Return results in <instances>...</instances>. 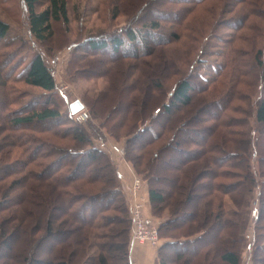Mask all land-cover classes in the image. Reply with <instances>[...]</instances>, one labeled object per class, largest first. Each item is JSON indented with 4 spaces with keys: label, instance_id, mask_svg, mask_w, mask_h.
I'll use <instances>...</instances> for the list:
<instances>
[{
    "label": "rangeland",
    "instance_id": "374dc122",
    "mask_svg": "<svg viewBox=\"0 0 264 264\" xmlns=\"http://www.w3.org/2000/svg\"><path fill=\"white\" fill-rule=\"evenodd\" d=\"M197 2L196 0H68L69 22L65 24L63 21H54L51 40L40 42L30 32L28 10L24 0H0V19L10 26L7 37L0 39V172H2L0 197L9 194L6 204L0 210V264H27L26 258L30 255V251L34 253L33 255L44 258L55 253L57 255L68 245L78 244L82 234L87 231V227L82 228L67 215L66 208L65 211L54 210L58 205H65L66 199H62L65 184L59 181V176L63 172L50 173L49 168L44 164L51 161L49 165L56 163L57 166L61 165L64 159L61 160V156L54 151L49 154V147L54 142L68 149L67 146L71 145L70 137L65 135L61 137L62 132L56 130V127L48 130L49 125L55 126L56 122L47 123L46 128V124L42 127V124L21 127L11 125V118L41 106L40 100L52 99L48 104L59 106L63 112H68L69 106L74 101H82L84 108L76 114H71L72 120L74 122L78 120V123L89 131L95 143L112 155L115 161L114 167L122 176L119 184L130 210L133 203L134 175L142 179L143 184L139 191L140 196L144 197V213L147 218L146 211H148L150 219L165 218L170 215V210L164 208L158 214L161 216L159 218L152 216L149 182L142 172L149 165L151 167L153 163L156 164V161L152 160L153 153L166 143L164 142L166 136L174 135L175 131L171 132L173 129L186 121V124L178 130V137L184 148L190 150L198 146L196 143L199 145L201 143L204 145L208 141L215 143L211 141L222 138L225 139L226 147H237V141L233 143L230 140V137L236 139L235 135L230 136L225 132L229 128L224 125V121L232 124L231 130L245 129L250 132L257 126L254 112L259 97L264 96V87L261 89L264 85V68L260 80L255 55L259 41L264 45V37L259 34L260 25L256 22L261 23V28L264 30V0ZM231 2L235 3L234 8L230 6ZM47 4L48 0H40L37 10H44ZM116 7L119 9L114 10ZM116 11L120 13L119 16H114ZM247 11L250 16L246 17L242 28H239L241 24L237 16ZM156 18H159L160 28L155 32L156 34L153 32V36H149L148 46L144 41H139L138 46L126 44L117 51L112 47L109 39H106L108 44L106 48L100 50L91 49L87 44L89 36L100 33L110 35L116 29L124 27L130 20H136L139 26L145 27L142 24ZM202 47L208 49L209 54L202 56L207 63L216 61L218 64L226 62L227 65L217 81L210 83L209 87L203 84L204 89H207L205 92H202L201 87H196L191 105L175 109L173 117L170 118L172 123L165 128L161 124L163 118H157L158 108L167 98V92L174 88L181 77L191 71V65L200 55L199 51ZM38 53L43 55L54 74L56 81L54 92L48 93L34 88L23 80L26 67ZM230 86L236 88L237 94L232 100V106H229L224 117L219 119L221 109L216 107L204 109L206 106L203 99L207 97L208 104L215 96L228 92ZM196 114L201 116V120L193 119ZM106 116L110 117L107 122L111 127L110 132L101 125ZM144 116L147 118L144 119ZM152 117L156 130L164 131V141L154 140L148 133L145 137L152 138L154 140L152 144L139 146L140 140L135 142L131 140L127 147L128 133L138 131L144 122L146 124L148 121L147 123L152 125L149 121ZM239 122L243 123V126H237ZM66 123L68 124L65 126H68L72 122ZM209 125L212 128L211 133L202 129ZM239 143L241 141H238ZM114 146L123 149V154L117 152ZM128 150H131L128 157H134L137 160L136 164L126 157ZM170 155L172 159L175 158L174 155L178 158L182 157L173 152ZM206 156L200 158L198 156L194 162L191 160L188 171L192 169L199 171L208 164L213 172L220 170L214 169L213 163L209 162ZM161 157L163 152H160ZM19 159L27 161L26 167L24 165L21 169ZM257 159V155L252 159L256 170H258ZM184 167L174 162L157 172L158 177L179 179L177 183H180V187L176 193L179 198L188 192L186 187L188 182L184 175L183 177L180 175L184 172ZM124 169L131 173L130 181L123 173ZM90 173L89 170V176ZM218 173H220L219 177H214L213 174H204L200 177L196 183L197 199H194L190 205L182 206L185 207L184 210L187 209L184 211L188 216L186 227L168 234L163 230L159 233V236H162L159 244H163L169 238L184 237L182 234L185 228L186 230L191 226L194 228L204 218L205 211L208 212L211 206L216 209L221 203V210L225 211L224 215L229 219V223L226 228L220 227L219 233L221 232L225 239L228 234L243 231L244 241L240 245L243 253L240 264H253L252 241L259 203L258 189L249 194L248 189L243 187L231 190L225 195L215 190L212 182L229 184L237 178L223 176L222 170ZM173 180L164 178L160 184L166 192L167 203L175 201L177 197L174 195ZM87 181L89 179L85 177L72 181L70 185H85L87 190L93 191L101 186V182L90 181L91 183L87 184ZM199 183H203L204 188L199 187ZM65 188L70 186L65 185ZM101 202L104 201H94V208L100 207ZM233 210H237L238 214L232 215L230 211ZM107 213L113 214V212ZM130 214L132 219V212ZM179 214H182V211ZM65 220L68 223L63 225ZM178 223H182V220H178ZM260 223L261 227L258 228L257 235L262 238L264 218ZM50 224L56 236L49 238L47 233ZM216 228L213 230L210 228L209 232L216 235L219 230L218 227ZM132 230L133 227L131 234ZM224 245L221 239H208L205 244L200 245L202 247L197 256L192 257L191 264L196 262L225 264L220 258ZM163 253L168 254L172 259L176 254L171 247L165 248ZM113 261L119 264L122 260ZM182 262L186 264L185 260ZM157 264H160L158 260ZM167 264L175 263L171 261Z\"/></svg>",
    "mask_w": 264,
    "mask_h": 264
},
{
    "label": "trees",
    "instance_id": "16d2710c",
    "mask_svg": "<svg viewBox=\"0 0 264 264\" xmlns=\"http://www.w3.org/2000/svg\"><path fill=\"white\" fill-rule=\"evenodd\" d=\"M201 1L202 0H196L197 3ZM24 2L28 10L30 32L40 42H47L51 40V37L53 35L52 23L54 21H63L65 24L69 22L68 0H48L47 7L42 11L37 10V5L40 0H24ZM233 4L235 3H230V6L232 8H234L235 6ZM116 9H119V7H116L114 10ZM248 13L249 11L237 16L241 24L239 28H242L241 26L245 23L246 17L250 16V14ZM119 14L120 13L116 11L114 13V16H119ZM255 14L257 15L258 12ZM158 19L159 18H156L149 21V23L142 24L145 27L139 26L136 20H130L124 25V27L116 29L110 35L100 33L89 36L87 39V44H89L91 49L100 50L106 48V46L108 45L106 39H109L110 43L113 45L112 47L117 51L121 50L126 44L138 46L137 43L139 41H144L145 45L148 46L150 44L149 36H153V32L155 33L160 28V21ZM256 23L257 25H260V28L258 27L259 34L264 37V30L261 28L262 24L259 22ZM9 28V23L0 19V39L7 37ZM262 44L263 43L259 41V43L257 44L258 46L255 55V63L257 66L259 77L262 73V69L264 68V45ZM199 53L200 55L198 56L194 64L191 65V71H188L189 73H187L184 77H181L175 84L174 88L171 91L167 92V98L162 103V106L158 108L157 112L159 114L157 118H163L161 124L165 128H167V126L172 123L170 121V118L173 117L175 109L181 107H189L191 105V103L193 102V94L194 90H196V87H201L202 92H205L207 89H204L205 87L203 84H207L206 86L209 87L210 83L217 81L223 69L225 68V65H227L226 62L224 64H218L216 63V61L207 63L205 59H203L204 57H202L204 54H209L208 49L206 48L202 47ZM133 55L138 56V54ZM261 78L262 77H260V80H262ZM23 80L27 85L41 89L48 93L54 92V90L56 89L54 74L50 67L47 65L45 59L43 58V55L40 53L36 54L31 59L30 63L25 69V76ZM262 82L263 81H261V84ZM263 87L264 85L261 86V89ZM229 89L230 90L228 92L221 94L220 96H215V98H213V100H211V102H209L208 104L206 102L209 101L208 98H202L204 100V106H206L204 107V109L212 107L219 108L221 109V116L219 119L224 117L229 106H232V100L235 99L237 94L236 88L230 86ZM51 100L52 99L49 98L40 100L41 106L31 109L30 111L25 112V114H20L11 118L10 122L13 127L30 126L33 124H42V127L44 126V124H46L45 128L48 126L47 123L56 122L57 124L55 126L49 125L48 130L56 127V130H60L62 132L61 137L64 135L70 137L71 145H66L68 149H65L64 145H59L54 142H52L53 144H51L49 147V154L51 153V151H54L61 156V160L64 159V161L61 162V165L59 164L57 166V163L49 165L51 161L50 163L47 162L48 164H44L47 168H49L50 173L59 174L62 171L63 173H61V175L59 176V181H61L60 183L70 186V188L66 189L64 185V188L62 190V199H66L64 200L65 205H58L54 210L59 209L65 211L66 208L67 215L70 216L72 220L78 222L82 228L84 227L85 229V227H87V231L82 234L78 244L68 245L66 249L63 250V252L57 255L55 253L54 255L44 258L33 255L34 253L30 251V255L26 258L27 264H117L116 261L114 263L113 260H122L121 263L119 262V264H133L130 253L132 229V219L130 214L131 210L125 203L126 198L119 184L120 179L122 180V176L120 175L118 169L114 167L115 161L113 157L107 150L100 148L99 145L95 143L94 138L91 136L89 131L83 125H81V123H78V120H76L75 122L72 120L73 118L71 114L73 113L70 106L68 112H63L59 106L51 105L52 103L48 104ZM143 102L146 103L145 101ZM58 105L62 104L58 103ZM200 113L202 112L200 111ZM254 116L257 126L255 128H252L250 132L245 131V129L231 130L230 126H232V124H227L228 121H224V125L229 128L227 131H225L226 133L228 132L227 135H235L236 139L230 137V140L233 143H235V140L237 141V147L233 148L226 147L224 143L225 139L223 138L218 141H211L215 143H209V141L206 144L204 143V145L202 143L201 145L196 143L198 146L190 150L184 148L181 139L178 137V130L182 128L181 126H184L186 124V121L180 123V126L175 130L171 129V132L175 131L174 135L166 136V139L164 138L165 141L163 139L164 131L156 130V127L153 125L154 117L150 118L149 120L152 122V125H149L147 121L146 124L144 122V124L138 129V131H132V133H128L129 135H127V147L128 143L131 140L134 142L140 140L139 146H143L144 144L145 146L148 144H152L154 140L159 139H163V141L167 143L162 144V146L158 147L157 150L153 153L152 160H155L156 164L153 163V166L151 167L149 165L148 168L142 172L144 174V178H147L149 182V199L152 203V209L154 211H152V216L155 218H159L161 216H159L158 214L162 212L164 208H169L170 210V215L162 219L160 218V222L159 224H157L159 233L163 232V230H166L165 233L167 232L168 234V232L176 231L179 229L181 230L183 227H186L188 216L184 214V211H186L187 209L184 210L185 207L182 206L190 205L191 203H193L194 199H197L198 193H196V191L198 190V185H196V183L198 182L200 177H202V175L213 174L214 177H217L220 174L218 173V171L222 170L221 174L223 176L234 177L237 179L233 183L229 184L226 182L216 183V181H213L212 185L215 190L223 192L226 195L231 190H238L239 188L242 189L243 187H246L248 189L249 194L253 193L255 189H258L257 196L259 203L256 211V224L254 227V236L252 241V259L253 264H264V243H262L264 233L261 235L262 238H259L257 235V230L259 227H261L260 222L262 221V218H264L263 95L258 99ZM104 118L105 121H103L101 125L103 127H106L110 132L111 127L107 124V122H109L110 120V117L106 116ZM143 118L146 119L147 116H144ZM193 119L201 120V116L196 114L193 116ZM69 121L72 122L71 125H68L69 127L65 126L66 124H68L66 122ZM233 123H235L234 120ZM242 124L243 123L239 122L236 125L243 126ZM202 129L204 131H207L208 133H211L212 128L209 125ZM148 133L151 134L154 140L152 138L148 139V137H145V135H147ZM111 135L114 136V134ZM46 138L44 140H47ZM19 139L22 140L21 138ZM238 141H241V143L238 144ZM46 142V144L49 143L48 140ZM81 145L83 146L81 147ZM160 152H163V157L161 158ZM168 152H170L171 154L172 152L173 154L178 153L179 156L182 157L178 158L176 157V155H174L175 158L172 159L170 153ZM130 154L131 150H128L126 157L136 164L137 160L134 157H128V155ZM204 155H208L206 157L209 162L213 163L212 166H214V169L220 170L216 171L217 173L213 172L208 164L206 165V167L199 171L195 169L188 171L189 164L192 161L194 162L195 158H197L198 156L200 158V156ZM256 155L258 156V170L255 169L254 163L252 161L253 157H255ZM19 160L20 161L18 163L21 164L22 169L27 161H25V159ZM174 162L179 165L181 164L182 166H185L184 172H181L182 174L180 175L182 177L184 175L185 180H187L188 182L186 186L188 188V192L187 194L184 193V195H182V198H179L176 195L178 191L177 189L180 187V183H177L179 179L173 180L169 177L164 176L165 179L173 180L172 182L175 185H172L174 186L173 188H175L174 195L177 196L175 198V201L172 200L170 201V203H167L165 197L166 192H164V190L160 186L164 178L161 176L158 177L157 172L163 168L165 169V167L170 166ZM89 170L91 171L90 176L88 175ZM181 171H183V168ZM11 172H8V174H10ZM1 177L2 172H0V180L2 179ZM85 177L89 179V181H87V184L88 182L91 183L93 181H96L97 183L101 182L100 188L96 191H93L87 190V187L85 188V185H70L72 181L79 180ZM183 185L182 187H184ZM199 187L204 188L203 183H199ZM13 188L11 189V191L13 190ZM8 196L9 194H5V197H0V210L6 204V198ZM96 200H101L104 202H101L100 207L94 208V201ZM244 202L246 201L244 200ZM221 208V203L218 204V207L216 209L211 206L208 209V212H204V218L201 219L200 223H197L194 228L191 226L190 229L186 230L185 228L183 230L184 234L182 235L184 237L169 238L168 240L164 241L163 244L161 243L158 249L159 263L167 264L168 262L172 261L175 264H184V262L182 261L185 260L186 264H191L192 257L197 256L199 250L202 247H200V245L205 244L208 239L216 238L218 240H223L225 244L220 255L221 261L225 264H240L243 253L240 245L244 241V232L237 231L236 233L226 235L225 239H223L222 233H219L220 227L224 226L226 228L227 223H229V219L225 217V211H222ZM181 211L183 215L179 214ZM107 212H113V214ZM230 213L232 215H236L238 214V211L233 210L230 211ZM189 215H191L190 212ZM243 215L245 216L244 213ZM147 218L150 223L153 222L151 221V219H149V217ZM178 220H182V223H178ZM67 223L68 222L65 220L63 222V225H66ZM216 227H218L219 230L215 233L216 235H212L209 230L210 228L213 230ZM47 235L49 238L51 236H56V232L51 224L48 227ZM160 237L162 236L160 235ZM94 247L95 250H93ZM169 247L175 250L176 254L173 259L169 257L168 254L163 253L164 249ZM199 260L201 261V258H199ZM195 264H201V262H196Z\"/></svg>",
    "mask_w": 264,
    "mask_h": 264
},
{
    "label": "built area",
    "instance_id": "2783aa9c",
    "mask_svg": "<svg viewBox=\"0 0 264 264\" xmlns=\"http://www.w3.org/2000/svg\"><path fill=\"white\" fill-rule=\"evenodd\" d=\"M114 149L123 154V149L114 146ZM133 182V203L131 207L132 212V234L131 245L135 244H149L157 245L160 241L159 229L157 225L150 223L144 213V197L140 196L139 189L141 188L142 179L134 175Z\"/></svg>",
    "mask_w": 264,
    "mask_h": 264
},
{
    "label": "crops",
    "instance_id": "0c3cea01",
    "mask_svg": "<svg viewBox=\"0 0 264 264\" xmlns=\"http://www.w3.org/2000/svg\"><path fill=\"white\" fill-rule=\"evenodd\" d=\"M123 173L128 177L130 181V174L127 169H124ZM147 212V217H149V213ZM150 219V218H149ZM153 224H159L160 219H151ZM156 224V225H157ZM161 244V243H160ZM160 244L158 243L156 246L149 244H135L131 245L130 253L133 264H157L158 260V249Z\"/></svg>",
    "mask_w": 264,
    "mask_h": 264
},
{
    "label": "water",
    "instance_id": "95a60500",
    "mask_svg": "<svg viewBox=\"0 0 264 264\" xmlns=\"http://www.w3.org/2000/svg\"><path fill=\"white\" fill-rule=\"evenodd\" d=\"M84 106L85 105L82 103V101L76 100L70 105V108H71L72 113L76 114L79 111H81L84 108Z\"/></svg>",
    "mask_w": 264,
    "mask_h": 264
}]
</instances>
